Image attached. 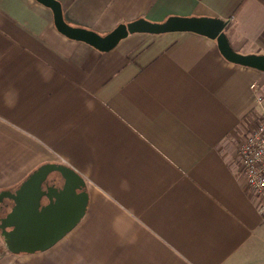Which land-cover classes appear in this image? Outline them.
<instances>
[{"label":"crops","instance_id":"obj_1","mask_svg":"<svg viewBox=\"0 0 264 264\" xmlns=\"http://www.w3.org/2000/svg\"><path fill=\"white\" fill-rule=\"evenodd\" d=\"M57 1L102 35L221 19L234 51L264 55V0ZM254 83L264 92V72L200 34L135 33L102 52L60 33L38 0H0V193L59 163L88 195L46 251L12 253L0 231V264H264V199L237 151L260 114Z\"/></svg>","mask_w":264,"mask_h":264},{"label":"water","instance_id":"obj_2","mask_svg":"<svg viewBox=\"0 0 264 264\" xmlns=\"http://www.w3.org/2000/svg\"><path fill=\"white\" fill-rule=\"evenodd\" d=\"M38 1L51 8L60 33L102 52L111 51L130 34L191 32L216 40L227 61L264 72V55H244L234 51L224 33L227 23L221 19L174 16L163 23L138 19L120 24L102 35L68 24L59 1ZM51 176L62 183L61 188L47 183ZM4 200L12 204H4L0 209L3 215L0 216V231L8 249L15 254L36 253L50 249L76 227L86 211L88 195L85 180L77 171L64 164L49 163L35 170L17 190L1 192L0 203Z\"/></svg>","mask_w":264,"mask_h":264},{"label":"built area","instance_id":"obj_3","mask_svg":"<svg viewBox=\"0 0 264 264\" xmlns=\"http://www.w3.org/2000/svg\"><path fill=\"white\" fill-rule=\"evenodd\" d=\"M251 89L260 114L255 126L239 145L238 164L247 188L255 196L264 199V92L257 83L252 84Z\"/></svg>","mask_w":264,"mask_h":264},{"label":"flooded vegetation","instance_id":"obj_4","mask_svg":"<svg viewBox=\"0 0 264 264\" xmlns=\"http://www.w3.org/2000/svg\"><path fill=\"white\" fill-rule=\"evenodd\" d=\"M47 183L49 185H54L55 184L56 186H62V183L60 181L55 180V178H53L52 176L50 178H48Z\"/></svg>","mask_w":264,"mask_h":264},{"label":"rangeland","instance_id":"obj_5","mask_svg":"<svg viewBox=\"0 0 264 264\" xmlns=\"http://www.w3.org/2000/svg\"><path fill=\"white\" fill-rule=\"evenodd\" d=\"M255 124H256V122L254 121V126H255ZM241 141H243V140H241ZM241 141H240V143H241ZM240 143H239V145H240ZM238 149H239V146H238V148H237V151H238ZM52 175H59V173H53ZM6 203V202H5ZM4 203V204H5ZM10 205V204H9Z\"/></svg>","mask_w":264,"mask_h":264}]
</instances>
